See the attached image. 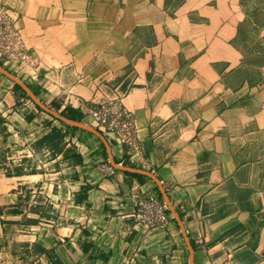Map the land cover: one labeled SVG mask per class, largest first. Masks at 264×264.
<instances>
[{
  "label": "crops",
  "instance_id": "crops-1",
  "mask_svg": "<svg viewBox=\"0 0 264 264\" xmlns=\"http://www.w3.org/2000/svg\"><path fill=\"white\" fill-rule=\"evenodd\" d=\"M0 6L36 59L0 66L86 123L102 102L130 110L140 144L103 131L136 170L103 174L99 137L0 72V264H264V0ZM148 188L168 197L166 229L132 218Z\"/></svg>",
  "mask_w": 264,
  "mask_h": 264
},
{
  "label": "built area",
  "instance_id": "built-area-1",
  "mask_svg": "<svg viewBox=\"0 0 264 264\" xmlns=\"http://www.w3.org/2000/svg\"><path fill=\"white\" fill-rule=\"evenodd\" d=\"M4 56L7 61H30L35 62L26 50L21 29L16 25L8 11L0 6V57ZM102 131L115 133L119 139L137 150L140 147L139 137L133 113L121 107L113 101L102 102L87 113ZM97 169L106 175L115 172L114 166L107 160L97 164ZM133 199V220L148 229H166L171 222L168 205L161 195L151 189L134 190L131 194ZM221 264H232L231 260H225Z\"/></svg>",
  "mask_w": 264,
  "mask_h": 264
},
{
  "label": "water",
  "instance_id": "water-1",
  "mask_svg": "<svg viewBox=\"0 0 264 264\" xmlns=\"http://www.w3.org/2000/svg\"><path fill=\"white\" fill-rule=\"evenodd\" d=\"M0 72H2L3 74H5L10 79L14 80L16 83H18L27 92V94L31 98H33L39 104L40 107H42V108L46 109L47 111L53 113L56 117H58L59 119H61L62 121H64L66 124H69V125H72V126H77L79 128H83V129H85V130H87V131L95 134L97 137H99L105 143V145L107 147L108 155H109V160L112 163V165L118 166L120 168H124V169L129 170V171H136L135 169H133L131 167H126V166H121V165H117L116 164V162H115V160H114V158L112 156L109 143L107 142V140H106L104 134L102 133V131L99 130L96 126L91 125V124H88V123H86V122H84L82 120H74L72 118H69V117L61 114V113H58L56 111H53L47 105L43 104L40 101V99L36 96V94L29 88V86L24 81H22L21 79H19L16 75H14L13 73H11L7 69L3 68L2 66H0ZM141 172L150 175V173H148L146 171H141ZM162 193L164 195L165 201L169 204L168 197L165 194V191L163 189H162ZM190 250H191V252H193V247L191 245H190ZM192 263H193V261H192V257H191L190 264H192Z\"/></svg>",
  "mask_w": 264,
  "mask_h": 264
},
{
  "label": "trees",
  "instance_id": "trees-1",
  "mask_svg": "<svg viewBox=\"0 0 264 264\" xmlns=\"http://www.w3.org/2000/svg\"><path fill=\"white\" fill-rule=\"evenodd\" d=\"M14 85H15V87H17V89L23 90V88L19 84L14 82ZM61 105H62V103L59 100H55L54 102L49 104V106L55 111H58L61 108ZM38 108L41 109L39 106H38ZM60 113L65 115V116H67V117H69V118H72L74 120H82V118H83L81 113L77 112L75 109H73L70 106H66L65 108H63L60 111ZM67 126L72 127V128H78L77 126H72V125H69V124H67ZM99 130H101V129H99ZM59 137H62V134L60 133L58 127H53L49 134H47L43 138H41V141L42 142L43 141H48V140L49 141H54V140H56V138H59ZM55 144H57V143L55 142ZM104 150H105V147H104Z\"/></svg>",
  "mask_w": 264,
  "mask_h": 264
},
{
  "label": "rangeland",
  "instance_id": "rangeland-1",
  "mask_svg": "<svg viewBox=\"0 0 264 264\" xmlns=\"http://www.w3.org/2000/svg\"><path fill=\"white\" fill-rule=\"evenodd\" d=\"M88 124H90V123H88ZM91 125H94V124H91ZM94 126H96V125H94Z\"/></svg>",
  "mask_w": 264,
  "mask_h": 264
}]
</instances>
